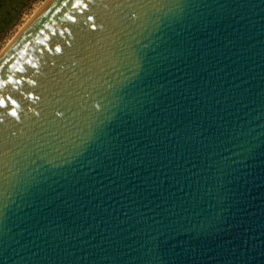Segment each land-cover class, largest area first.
I'll list each match as a JSON object with an SVG mask.
<instances>
[{"label": "water", "instance_id": "1", "mask_svg": "<svg viewBox=\"0 0 264 264\" xmlns=\"http://www.w3.org/2000/svg\"><path fill=\"white\" fill-rule=\"evenodd\" d=\"M46 4L0 54V264H264V0Z\"/></svg>", "mask_w": 264, "mask_h": 264}, {"label": "rangeland", "instance_id": "2", "mask_svg": "<svg viewBox=\"0 0 264 264\" xmlns=\"http://www.w3.org/2000/svg\"><path fill=\"white\" fill-rule=\"evenodd\" d=\"M47 0H0V54Z\"/></svg>", "mask_w": 264, "mask_h": 264}, {"label": "snow or ice", "instance_id": "3", "mask_svg": "<svg viewBox=\"0 0 264 264\" xmlns=\"http://www.w3.org/2000/svg\"><path fill=\"white\" fill-rule=\"evenodd\" d=\"M91 0H64V5L65 7H67L69 4L71 5V7L73 8H83V9H87L89 7ZM87 19L89 21H92L94 18L89 15L87 17ZM68 20L71 21L72 23H75V16H68ZM45 27H47V25H45ZM92 30L95 31L96 29V25L95 23H93L91 25ZM53 35H56V33H53ZM60 35H63V33H60ZM55 51L57 53L61 52V48L59 46L55 47ZM5 63H7L5 61ZM0 67H3V65H0ZM20 80H13L12 78H2L0 77V89H3L5 87H7L8 84L10 83H20ZM31 83V81H30ZM28 98H32V94L29 93L28 94ZM19 107V105L17 104V101L15 99L12 98L11 95H4L2 92H0V109H4L6 110L8 115H11L13 117L17 116V111L16 109Z\"/></svg>", "mask_w": 264, "mask_h": 264}, {"label": "bare ground", "instance_id": "4", "mask_svg": "<svg viewBox=\"0 0 264 264\" xmlns=\"http://www.w3.org/2000/svg\"><path fill=\"white\" fill-rule=\"evenodd\" d=\"M45 5H47L46 3L44 4V6L43 7H41V9L39 10V11H37V13L33 16V18H31L32 20H30L29 22H28V24L24 27V28H22V30L21 31H23V29H25L28 25H30V23L35 19V17H37V15H38V13H40L42 10H43V8L45 7ZM20 31V32H21ZM12 42V41H11Z\"/></svg>", "mask_w": 264, "mask_h": 264}]
</instances>
